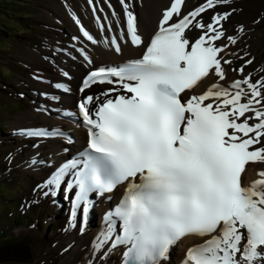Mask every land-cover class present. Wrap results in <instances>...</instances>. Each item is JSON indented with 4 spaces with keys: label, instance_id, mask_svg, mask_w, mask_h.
Here are the masks:
<instances>
[{
    "label": "snow or ice",
    "instance_id": "snow-or-ice-1",
    "mask_svg": "<svg viewBox=\"0 0 264 264\" xmlns=\"http://www.w3.org/2000/svg\"><path fill=\"white\" fill-rule=\"evenodd\" d=\"M119 2L126 33L105 44L120 53L118 40L128 37L145 51L117 67L89 72L81 91L97 82L117 83L123 94L98 100L94 115L88 107L92 96L79 103L88 147L81 159L57 167L45 184L53 195L62 181L66 191H75L73 215L78 206L87 211L90 193L127 185L107 214L108 230L95 244L97 249L106 243L124 245V264H159L187 235L207 238L187 249L183 264H264V170L250 184L242 182L247 163L264 162V77L252 82L249 74L227 87L212 83L200 94L186 92L210 72L225 79L218 54L227 44L215 42L225 37L220 23L230 14L216 13L210 22L198 17L228 0H206L186 14L182 0H171L149 40L138 34L129 3ZM72 15L83 36L96 44ZM192 29L201 30L198 38L188 37L186 30ZM226 39L236 42L231 35ZM20 134L59 133L21 129ZM69 168L75 169L72 180L65 177ZM114 218L119 224L111 239Z\"/></svg>",
    "mask_w": 264,
    "mask_h": 264
},
{
    "label": "rangeland",
    "instance_id": "rangeland-1",
    "mask_svg": "<svg viewBox=\"0 0 264 264\" xmlns=\"http://www.w3.org/2000/svg\"><path fill=\"white\" fill-rule=\"evenodd\" d=\"M71 1L4 0V8L0 4V264H70L69 250L77 237L67 229L70 219L65 209L40 194L51 168L31 164L37 150L46 153L41 148L53 143L31 146L32 140L20 130L50 122L42 117L52 97L45 89L55 86L51 75H64L65 67L76 70L77 54L73 58L76 51L69 44L73 38L66 20L72 18L75 5L87 2ZM214 10L230 13L228 34L243 35L235 43L238 52L228 55L241 59L235 68L250 59L247 68L257 71L255 78L264 77V0L219 3L207 20ZM37 114L41 119L34 118Z\"/></svg>",
    "mask_w": 264,
    "mask_h": 264
},
{
    "label": "bare ground",
    "instance_id": "bare-ground-1",
    "mask_svg": "<svg viewBox=\"0 0 264 264\" xmlns=\"http://www.w3.org/2000/svg\"><path fill=\"white\" fill-rule=\"evenodd\" d=\"M195 1L196 0H185V6L182 11H192L193 9H191L190 7L196 5ZM86 2L87 4L84 5H75L74 8L77 12L74 11L73 14H75V16L81 21V24L84 26V28L88 29L89 33L94 36V38L97 40V43L93 44L91 41H88L86 37L82 36L81 33L78 32L80 30V25L76 24L75 20L73 19V15L72 18L69 16L66 21L70 25V33L72 34V38H77L72 39V41L69 43L76 51L73 54V58L77 54L76 70L73 73L71 69L69 70L70 67H65L68 74L67 76L62 75L61 72H57L56 74L54 73L53 75H51L56 79L54 80L55 86L50 87V89L47 88L48 91L47 89H45V91L48 94L52 92V94L55 95L50 98V101L45 108L47 113L44 114H47V116L42 117V119L50 121V124L48 123L47 125L65 126L70 131L71 135L77 138V147L79 148L86 145L87 139L86 131L83 127L80 126V121H72L69 119L71 115L76 114V100L81 98L87 92L94 94L95 98L97 99L98 97H100L103 89L111 87V85L101 87H95L96 85H93L91 86V88L81 93L78 90V84L80 83V80L82 78V76L80 77V73H82L86 69V67L89 66V64L95 66L103 63H112L116 61H123L132 57H137L143 52L144 48L143 45H132L130 42V38L128 37L118 40L122 49L120 53H116L114 51V48L110 44H105L104 41L106 39L110 40L112 36H117L119 38L121 31L126 33L124 9L119 0H92L91 4L89 3V0H86ZM126 2L129 3L130 10L133 11L135 13V16L137 17L138 34L142 36V40H149L151 35L158 28V21L162 17L163 11L167 7H170L171 0H126ZM93 8H96L102 16V23H97V18L94 16ZM205 15L206 13H203L201 15L203 21L205 20ZM229 20L230 16H228L226 20L221 21L223 22L222 27L225 25V23L227 24ZM100 25H103V29H101ZM226 26L227 28L230 27V23H228ZM109 27H111V31L108 30ZM198 32L199 29H192V31L190 32L186 30V34L189 38H193L198 34ZM242 38L243 35L239 34V38L236 37L235 43L241 41ZM235 43L231 44L228 49L229 52H233L234 54L238 52V50L235 49ZM68 48L70 49V47ZM81 49H83V53L80 51ZM85 56H87V59L85 58ZM224 60L225 59H222L221 61L222 67L225 70L224 81L230 82L236 77V75L235 73L230 71L227 64L223 62ZM217 79L220 78L214 73L210 72L209 75L199 83L195 90L197 92L203 91L212 83H215ZM57 85H60V91L56 90L58 88ZM65 89H67V91H65ZM56 97L57 99H55ZM44 102L46 103V101ZM34 118L41 119L38 114L35 115ZM34 125L27 126V128H32ZM65 139L66 138L53 140L50 139L49 141L53 144L48 148H41L46 153L40 154L35 159L34 164H39V167H43L44 169H46L49 167V165L55 166L59 161L64 159L65 156L62 155V148L64 146ZM36 152L38 153L40 151L37 150ZM259 170H264V163L248 165L245 168V172L243 173L245 183L250 184L253 180L259 178L257 175ZM119 196L120 191L118 189L113 195L114 200L116 201ZM100 205L101 206L98 209V211H100L99 213L103 212L108 203L103 200L100 202ZM103 218L104 217H101V221L103 220ZM78 219L79 221H81L82 216L77 213L70 220L68 231L77 237L75 243L70 247L69 253H71L67 258L69 262H67L70 264H117L121 260L120 256L122 253L119 247L112 248L109 253L105 254L102 257L101 260L97 259L94 256V237L100 230L101 221L86 228V231H84L82 235H77V232L81 230L80 225L78 224ZM196 241L197 239L193 237H183L172 251L170 261H162V264H176L185 255L186 249ZM123 247L125 246L123 245Z\"/></svg>",
    "mask_w": 264,
    "mask_h": 264
},
{
    "label": "trees",
    "instance_id": "trees-1",
    "mask_svg": "<svg viewBox=\"0 0 264 264\" xmlns=\"http://www.w3.org/2000/svg\"><path fill=\"white\" fill-rule=\"evenodd\" d=\"M0 4L3 6V8H4V4H5V2H4V0H0ZM16 221H18V220H16Z\"/></svg>",
    "mask_w": 264,
    "mask_h": 264
}]
</instances>
